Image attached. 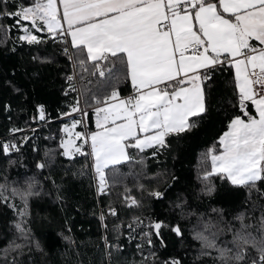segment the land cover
I'll return each mask as SVG.
<instances>
[{
	"label": "trees",
	"instance_id": "1",
	"mask_svg": "<svg viewBox=\"0 0 264 264\" xmlns=\"http://www.w3.org/2000/svg\"><path fill=\"white\" fill-rule=\"evenodd\" d=\"M31 3L8 0L0 3V10L11 12ZM33 34L39 43L21 39L24 32L15 20L0 17V146L19 147V151L10 147L7 153L0 147V184L9 198L0 201V264H163L169 258L181 264H221L215 250L203 255L201 241L193 238L204 230V222L216 225L211 231L218 232L220 247H232L241 213L244 223L252 225L249 231L257 234L264 213V182L249 192L212 176L214 191L209 194L201 179L210 167L205 154L213 146L216 154L220 152V137L230 121L242 115L234 68L217 67L212 72L206 87L208 111L196 118L193 131L169 136V147L155 156L152 149L140 153L129 148L131 160L105 169L108 184L106 193L100 194L92 157L63 155V126L77 119L81 123L76 130L90 133L93 97L102 98L113 88L126 97L133 91L130 79L116 58L106 65L105 77L91 75V61H86L88 72H84L77 60L85 56L78 57L73 48L69 54L66 36ZM75 72L80 95L76 83L69 80ZM77 100L87 115L64 116ZM250 105L248 112L256 115ZM88 149L83 145L84 152ZM41 163L43 169L37 167ZM29 185L33 194L27 197V213L21 217L18 212L25 205L12 190L24 193ZM153 192L163 195L156 198ZM126 197L135 198L138 205H131ZM13 204L15 209L9 206ZM155 222L164 225L159 237L151 227ZM18 223L25 232L17 229ZM177 225L182 237L172 231ZM148 232H153L151 247L144 237ZM256 257L249 249L245 264Z\"/></svg>",
	"mask_w": 264,
	"mask_h": 264
},
{
	"label": "snow or ice",
	"instance_id": "2",
	"mask_svg": "<svg viewBox=\"0 0 264 264\" xmlns=\"http://www.w3.org/2000/svg\"><path fill=\"white\" fill-rule=\"evenodd\" d=\"M0 3L7 4L8 0ZM3 16L15 20L24 32L20 38L29 44L40 42L33 34L36 31L70 36L77 56H85L77 63L88 72L86 61H91V75L105 77L112 58L123 64L133 95L121 98L113 88L102 98L93 97L98 131H73L81 123L77 119L63 127L70 137L61 141L63 155L92 157L100 194L106 193L108 184L105 169L131 160L129 148L140 153L152 149L155 156L169 147V136H180L197 127L196 118L208 111L206 87L217 67L235 69L242 115L234 117L229 130L220 137L222 151L216 154L213 146L205 154L203 159L210 157V167L201 179L209 194L214 191L212 176L249 192L264 182V0H32L15 11L0 10ZM191 46L195 47L189 52ZM249 102L256 115L248 112ZM73 113L87 115L79 100L63 115L71 117ZM40 119H44L42 109ZM85 144L90 152L82 150ZM0 147L5 153L10 147L19 151L15 144ZM37 167L43 169L44 164ZM31 189L32 185L24 193L12 190L13 197L20 195L25 205L18 212L21 217L27 213ZM151 195L161 198L163 194ZM8 199L5 185L0 184V201ZM126 199L138 205L135 198ZM9 206L15 209L14 204ZM110 211L116 215L115 209ZM100 218L104 219L103 214ZM236 219L240 228L233 233L232 247L218 246V232L211 231L216 225L204 222V230L193 237L206 250L202 254L211 255L207 250H215L221 264H245L249 249H253L257 257L250 264H264V213L257 234L249 231L252 225L244 223L243 213ZM162 226L163 222L151 225L157 237ZM16 227L25 232L21 224ZM172 231L183 236L179 225ZM152 235L144 234L150 247ZM163 264L181 262L169 258Z\"/></svg>",
	"mask_w": 264,
	"mask_h": 264
},
{
	"label": "built area",
	"instance_id": "3",
	"mask_svg": "<svg viewBox=\"0 0 264 264\" xmlns=\"http://www.w3.org/2000/svg\"><path fill=\"white\" fill-rule=\"evenodd\" d=\"M194 47L195 46H191L190 49H189V52H191ZM66 49L68 50L69 54L72 56V46L70 44V40H69V37L68 36H67V46H66ZM73 66L75 67V64L74 63H73ZM72 81L76 83V85H77V91L79 92V95H80L79 82H78V78H77V73L76 72L74 73V77H73ZM133 92H134V90L128 96H126V97H129V96L133 95ZM82 110H83V108H82ZM88 148H89V145H88Z\"/></svg>",
	"mask_w": 264,
	"mask_h": 264
},
{
	"label": "crops",
	"instance_id": "4",
	"mask_svg": "<svg viewBox=\"0 0 264 264\" xmlns=\"http://www.w3.org/2000/svg\"><path fill=\"white\" fill-rule=\"evenodd\" d=\"M65 27H66V24H65ZM69 37V40H71V37L70 36H68ZM253 43H256V42H253ZM71 44V43H70ZM234 72H235V69H234ZM121 98H126V97H121ZM250 103V102H249ZM250 107H251V109L252 110H254V112H255V109H254V107H252L251 105H250ZM68 125H71V122H69V123H67ZM93 124H94V129L91 131V132H95V131H98V129H97V127H96V116H95V112L93 113ZM229 130V129H228ZM74 131H77L76 129H74ZM90 132V133H91ZM90 147V146H89ZM222 151V148H221V150H220V152ZM217 154H219V152L217 153ZM69 157V156H68Z\"/></svg>",
	"mask_w": 264,
	"mask_h": 264
},
{
	"label": "rangeland",
	"instance_id": "5",
	"mask_svg": "<svg viewBox=\"0 0 264 264\" xmlns=\"http://www.w3.org/2000/svg\"><path fill=\"white\" fill-rule=\"evenodd\" d=\"M70 126V125H69ZM64 127V126H63ZM74 131V130H73ZM64 132V131H63ZM86 133H88V130L86 129V131H85ZM70 137H68V135L64 132V137H63V140H67V139H69ZM77 144H80V142L79 141H77ZM85 145H87V144H85ZM84 145V146H85ZM82 148H83V146H82ZM89 151H91V149H90V147H89V149H88ZM97 182H98V179H97Z\"/></svg>",
	"mask_w": 264,
	"mask_h": 264
},
{
	"label": "water",
	"instance_id": "6",
	"mask_svg": "<svg viewBox=\"0 0 264 264\" xmlns=\"http://www.w3.org/2000/svg\"><path fill=\"white\" fill-rule=\"evenodd\" d=\"M81 105H82V102H81Z\"/></svg>",
	"mask_w": 264,
	"mask_h": 264
}]
</instances>
